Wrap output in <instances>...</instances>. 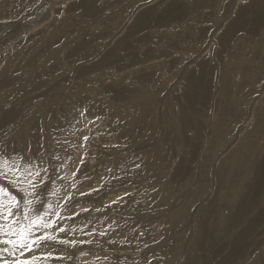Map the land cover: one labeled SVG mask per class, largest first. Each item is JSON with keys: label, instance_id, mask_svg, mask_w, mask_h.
<instances>
[{"label": "rangeland", "instance_id": "1", "mask_svg": "<svg viewBox=\"0 0 264 264\" xmlns=\"http://www.w3.org/2000/svg\"><path fill=\"white\" fill-rule=\"evenodd\" d=\"M41 128L46 264H264V0H0V151Z\"/></svg>", "mask_w": 264, "mask_h": 264}, {"label": "snow or ice", "instance_id": "2", "mask_svg": "<svg viewBox=\"0 0 264 264\" xmlns=\"http://www.w3.org/2000/svg\"><path fill=\"white\" fill-rule=\"evenodd\" d=\"M41 133V142L38 145L40 151L31 161L29 156L20 153L13 157L0 151V245L3 246L0 247V253L7 254V257L0 256V264H46L49 260L65 258L54 256L52 250L46 251L49 244L76 247L78 244L92 243L91 240L61 238L59 234H64L68 230L64 227L55 228L57 221L62 218V212L66 210L67 201L64 204L58 203L54 207L45 199V189L50 188V184L54 182L47 174L50 169L55 171V168L51 164L47 166L45 164L43 128ZM83 140L86 142L89 137L85 135ZM27 151L30 154L31 145ZM127 195L130 193H125V196ZM67 199L70 200L71 196L68 195ZM123 199L124 197H118L112 203L116 204ZM36 200L41 201L39 207L35 206ZM78 215L79 213H74L73 217ZM108 227L111 228L112 225ZM90 234L105 236L107 233L100 231Z\"/></svg>", "mask_w": 264, "mask_h": 264}, {"label": "bare ground", "instance_id": "3", "mask_svg": "<svg viewBox=\"0 0 264 264\" xmlns=\"http://www.w3.org/2000/svg\"><path fill=\"white\" fill-rule=\"evenodd\" d=\"M183 1H184V0H183ZM121 7H122V6H121ZM220 10H221V9H220ZM141 15H142V14H141ZM138 17H140V16H138ZM41 18H42V17H41ZM43 18H44V17H43ZM219 20H220V19H219ZM139 21H140V20H139L138 18H135V19L132 21V25H133V26L136 25L137 23H139ZM139 24H140V23H139ZM32 27L34 28V27H36V25H33ZM35 29H36V28H35ZM132 30H133V28H132ZM132 30H131V31H132ZM134 30H135V29H134ZM136 31H137V30H136ZM132 32H133V31H132ZM132 32H131V33H132ZM128 33H130V32H128ZM123 37H124V36H123ZM126 37H127V36H126ZM114 51H115V50H114ZM114 53H115V52H114ZM116 56H117V55H116ZM186 69H187V67H184V68H183V71L185 72ZM177 73H178V72H177ZM189 73H190V72H189ZM190 74H191V73H190ZM247 74H248V73H247ZM187 75H188V74H187ZM179 77H180V76H179ZM185 77H186V76H185ZM190 82H191V80L189 81V83H190ZM248 88H249V87H248ZM240 92H241V91H240ZM214 118H215V117H214ZM215 122H216V120H215ZM213 126H214V125H213ZM248 177H249V176H248ZM261 196H263V194H262ZM229 201H230V200H229ZM229 201H228V202H229ZM221 202H222V200H221ZM262 203H263V202H262ZM260 204H261V203H260ZM259 206H260V205H259ZM254 208H256V207H254ZM258 208H259V207H257V209H258ZM260 208H261V207H260ZM260 208H259V209H260ZM261 209H262V208H261ZM227 210H228V209H227ZM255 210H256V209H255ZM263 210H264V208H263ZM253 211H254V210H253ZM258 212H259V211H258ZM260 212H261V210H260ZM263 212H264V211H263ZM263 212H261V214H262ZM259 214H260V213H259ZM255 215H256V214H255ZM262 215H264V213H263ZM256 216L259 218L258 213H257ZM254 217H255V216H254ZM255 218H256V217H255ZM248 220H249V219H248ZM248 220H247V222H248ZM251 220H252V219H251ZM252 221H255V220H252ZM252 221H251L250 224H249L250 226H251V223H253ZM253 224H254V223H253ZM243 226H244V225H243ZM237 236H238V235H237ZM237 236H236V237H237ZM238 240H239V239H238ZM241 240H242V239H241ZM255 240H256V239H255ZM234 241H236V240H234ZM234 241H233V242H234ZM256 241H257V240H256ZM256 241H255V242H256ZM237 242H240V240L237 241ZM234 243H235V242H234ZM239 244H240V243H239ZM0 247H1V246H0ZM238 247H239V246H238ZM238 247H237L236 249H238ZM236 249H234V250H236ZM232 250H233V249H232ZM240 251H241V250H240ZM245 251H246V249H245ZM245 251H244V252H245ZM235 252H236V251H235ZM237 252H239V251H237ZM233 253H234V252H233ZM237 254H238V253H237ZM2 255H3V254H2ZM4 255H5V254H4ZM0 256H1V254H0ZM6 256H7V254H6ZM232 256H233V255H232ZM238 256H239V255H238ZM239 258H240V257H239ZM230 259H231V258H230ZM236 260H237V259H236ZM238 260H239V259H238ZM242 262H243V261H242Z\"/></svg>", "mask_w": 264, "mask_h": 264}]
</instances>
